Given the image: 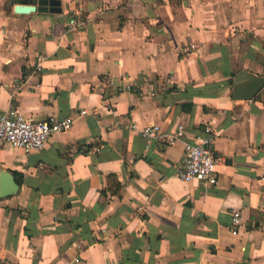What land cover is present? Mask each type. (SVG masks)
<instances>
[{
	"label": "crops",
	"instance_id": "1",
	"mask_svg": "<svg viewBox=\"0 0 264 264\" xmlns=\"http://www.w3.org/2000/svg\"><path fill=\"white\" fill-rule=\"evenodd\" d=\"M12 1L0 113L74 121L40 149L0 147L19 185L0 197V264H264V85L232 97L239 72L264 77V0ZM197 135L215 184L177 176Z\"/></svg>",
	"mask_w": 264,
	"mask_h": 264
},
{
	"label": "built area",
	"instance_id": "2",
	"mask_svg": "<svg viewBox=\"0 0 264 264\" xmlns=\"http://www.w3.org/2000/svg\"><path fill=\"white\" fill-rule=\"evenodd\" d=\"M76 25L74 18L70 19L69 26ZM87 109H81L80 114H86ZM74 121L72 116L57 117L49 115L43 119H31L25 117L16 108L0 113V147L9 145L13 148H21L26 152L42 148L47 139L54 133L68 129ZM132 130L137 131L143 138L159 136V124L150 123L139 126L136 122L129 124ZM183 124L178 126L174 135L166 136V140L172 143L176 138L184 135ZM210 139L203 135H197L196 141H185L184 160L177 171L180 179L196 180L202 184H215L217 182L216 165L221 157L215 155L209 145ZM242 226L240 213L232 212L230 231L237 233Z\"/></svg>",
	"mask_w": 264,
	"mask_h": 264
},
{
	"label": "water",
	"instance_id": "3",
	"mask_svg": "<svg viewBox=\"0 0 264 264\" xmlns=\"http://www.w3.org/2000/svg\"><path fill=\"white\" fill-rule=\"evenodd\" d=\"M35 1V2H34ZM31 4L16 3L15 10L20 12H27L30 10L38 11H61V0H31ZM10 3H13L10 0ZM244 83H240L244 81ZM236 86L232 91L234 99H251L264 85V77L255 76L245 71L238 73L235 79ZM19 185L15 179L14 174L8 170H0V197H7L17 193Z\"/></svg>",
	"mask_w": 264,
	"mask_h": 264
},
{
	"label": "rangeland",
	"instance_id": "4",
	"mask_svg": "<svg viewBox=\"0 0 264 264\" xmlns=\"http://www.w3.org/2000/svg\"><path fill=\"white\" fill-rule=\"evenodd\" d=\"M244 81H245V80H244ZM244 81H243V82H244ZM235 83H236V82H235Z\"/></svg>",
	"mask_w": 264,
	"mask_h": 264
}]
</instances>
